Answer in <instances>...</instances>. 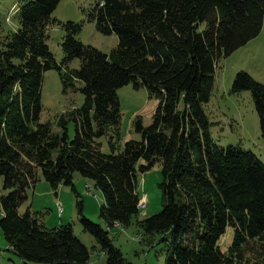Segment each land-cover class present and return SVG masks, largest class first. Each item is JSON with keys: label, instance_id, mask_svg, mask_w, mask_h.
I'll return each mask as SVG.
<instances>
[{"label": "trees", "instance_id": "16d2710c", "mask_svg": "<svg viewBox=\"0 0 264 264\" xmlns=\"http://www.w3.org/2000/svg\"><path fill=\"white\" fill-rule=\"evenodd\" d=\"M59 2L25 0L18 27L0 38V226L8 248L24 264H88L91 252L70 224L48 228L39 211H19L39 171L54 190L65 184L76 192L75 171L92 179L103 192L100 216L111 229L131 224L144 204L138 173L161 162L163 208L137 223L166 244L164 264H264V162L251 150L218 144L204 108L219 59L260 33L264 0H97L89 18L119 38L109 54L76 37L80 23L53 17ZM53 26L65 31L60 63L48 45ZM75 58L79 68L62 71ZM49 69L59 71L65 88L84 82V103L58 116L59 131L40 120ZM130 82L145 85L159 103L149 125L136 119L141 139L120 149L118 89ZM244 90L252 93L264 138V84L240 70L231 92ZM77 206L105 264H130L109 231L83 213L81 200ZM229 227L233 241L223 252Z\"/></svg>", "mask_w": 264, "mask_h": 264}, {"label": "rangeland", "instance_id": "374dc122", "mask_svg": "<svg viewBox=\"0 0 264 264\" xmlns=\"http://www.w3.org/2000/svg\"><path fill=\"white\" fill-rule=\"evenodd\" d=\"M25 0H0V38L8 31L19 25L18 10ZM97 0H60L53 12V17L59 21H74L81 24L76 37L86 45H92L109 54L118 45L116 33L105 34L100 32L94 20L89 18ZM65 31L59 26L50 30L48 45L56 60L60 63L64 56L62 40ZM80 66L79 58L71 60L62 71L77 69ZM245 70L257 81L264 84V21L260 33L239 47L227 57L218 61L215 72V86L210 101L205 104V111L212 122L211 134L215 141L222 145L239 146L251 150L264 162V138L261 135L259 117L255 108L250 90L239 93L231 92L235 74ZM84 82L75 80L72 86L64 87L61 75L56 69L44 72L41 87L42 112L40 120L50 122L55 131L60 128L57 124L58 116L68 109L81 106L85 100L82 92ZM121 119L118 125L120 136L116 141L120 149L126 141L140 140L141 134L135 129V121L141 118L144 125H149L158 106L159 99L151 96L145 85L135 87L132 82L118 89ZM69 135L74 136V124L69 125ZM104 152H110L109 137L100 138ZM140 159L139 165L145 164ZM162 164L156 162L148 171L138 173V192L141 197L139 213L133 216L128 226L114 225L110 229L100 216V208L104 203L103 192L96 187L94 181L82 176L78 171L73 173V183L76 192L71 186L61 184L54 190L51 184L39 171V180L35 187L29 188L28 199L21 205L19 211L23 213L27 207L32 211H39L41 222L53 228L70 224L73 232L89 248L90 260L88 264H105L106 255L100 251L96 237L84 230L77 201L83 203V213L99 223L109 231L115 246L123 253L130 264H164L167 246L159 242L160 235H146L137 221L158 213L163 208V192L159 188L162 180ZM4 193L3 176L0 175V196ZM63 205V213H59L58 206ZM0 207V217H1ZM234 236V229L229 227L221 238L220 246L223 252L229 250ZM146 237V238H144ZM151 242L149 243V240ZM257 259V257H255ZM0 264H24V261L8 248L6 239L0 226Z\"/></svg>", "mask_w": 264, "mask_h": 264}, {"label": "built area", "instance_id": "2783aa9c", "mask_svg": "<svg viewBox=\"0 0 264 264\" xmlns=\"http://www.w3.org/2000/svg\"><path fill=\"white\" fill-rule=\"evenodd\" d=\"M57 206H58V209H59V213H63L64 206L63 205H59V204H57Z\"/></svg>", "mask_w": 264, "mask_h": 264}, {"label": "crops", "instance_id": "0c3cea01", "mask_svg": "<svg viewBox=\"0 0 264 264\" xmlns=\"http://www.w3.org/2000/svg\"><path fill=\"white\" fill-rule=\"evenodd\" d=\"M140 195V194H139ZM1 197V196H0ZM28 208V207H27ZM25 212V211H24ZM116 225H118V224H116Z\"/></svg>", "mask_w": 264, "mask_h": 264}]
</instances>
